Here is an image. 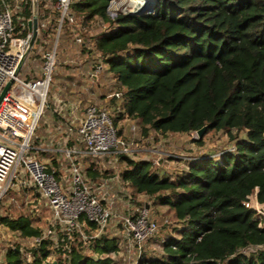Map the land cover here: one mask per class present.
<instances>
[{
	"label": "trees",
	"instance_id": "1",
	"mask_svg": "<svg viewBox=\"0 0 264 264\" xmlns=\"http://www.w3.org/2000/svg\"><path fill=\"white\" fill-rule=\"evenodd\" d=\"M112 1L73 0L71 6L82 22L100 19L110 29L96 38L95 49L120 83L119 116L138 121L144 136L206 126L205 134L225 132L235 143L220 158L191 162L175 180L161 177L148 161L125 157L122 180L169 206L174 223L183 226L165 239L161 257L139 264H264V226L244 205L253 193L264 204V0H154L113 19ZM42 6L39 0L40 27ZM31 18V0H24L14 14L16 29L24 26L28 35ZM52 31L41 27L40 35ZM2 222L24 238L41 235L25 216ZM62 236L57 258L50 260L43 240L30 251L32 262L16 247L6 264H116L110 256L116 246L103 237L89 246L101 255L92 258L82 242ZM252 247L258 249L246 254Z\"/></svg>",
	"mask_w": 264,
	"mask_h": 264
},
{
	"label": "rangeland",
	"instance_id": "2",
	"mask_svg": "<svg viewBox=\"0 0 264 264\" xmlns=\"http://www.w3.org/2000/svg\"><path fill=\"white\" fill-rule=\"evenodd\" d=\"M127 1L119 0L118 2L124 5ZM51 28H54V25ZM66 28L68 27H65L61 36H58L55 27L56 30L53 29L55 30V35L48 39H43L46 37L38 39L28 57L26 68L24 67L20 73L23 79L27 78L26 73L28 70H31V73H38V77H43L44 56L47 52L56 50V62L52 72L47 105L40 118L32 142V145L40 146L41 150L33 153V156L35 155L42 163L47 166L53 164L59 170V165L66 162L62 156H59L62 162L58 161L56 155H53L46 149L70 148L72 145H75L73 140L75 136H71L69 130L72 129L73 133L76 132L83 121L85 110L91 105L107 108L113 122H117L115 127L119 129L121 137L132 143L133 152L128 159L133 161H148L151 163L152 170L162 177L167 175L178 177L187 171L185 164H190L204 156L220 158L223 153L235 148L234 141L230 140L225 132L204 134L201 145L196 142L198 139L196 133L160 135L154 130H150L148 136H144L138 121L129 118L123 119L119 116L120 112L118 110L111 108L116 105L114 103V100H116L114 95L120 89L118 82L112 76H108L104 82V86L100 89L94 81L96 67L101 64L100 60L102 59L95 49V40L102 33L109 32L110 29L107 23L100 19L91 23H84L81 18H77L75 29L85 41L82 46L76 42L73 32L66 30ZM105 73L107 74V70L104 68L101 75ZM37 76L30 74L28 79L36 78ZM102 93L106 95L111 94L105 107L96 101L98 100L97 98L96 100L93 98L97 95L99 99H105L107 96L99 97ZM240 137L242 139L245 138V133L241 132ZM112 164L114 168H109L110 166L108 167V165L103 168V171L107 167L109 168L107 172H104L106 174L104 175V179H112L107 192V200L102 201L103 205L111 207L112 211L116 210L118 214L126 215L145 208V203H149L152 199L145 195L136 194L132 187L122 180V173L128 167L126 158L123 156H113L110 165ZM24 179L27 186L30 187L31 183L27 182V177H24ZM107 202H109V205ZM111 202H115L113 207L110 206ZM20 216L29 218L32 225L41 232L47 234L49 230L46 240L49 241V249L52 251L50 260L57 258L62 246L59 240L63 237V231L61 228L57 230L51 228L52 214L47 201L41 198L33 189L21 191L16 189V192L10 194L0 204V264H6L8 251L16 247L22 250L23 259L33 261L30 251L37 246L34 243V239L24 238L20 232L13 231L2 222V218L17 219ZM164 227L168 226H161L158 234L175 232L178 229V224L173 223L167 229H164ZM120 228L118 224L116 229ZM117 232L121 234V230H117ZM107 233L100 236V238H107L108 235L112 237L114 235L112 230ZM111 240L117 245L116 251L118 252L110 254L116 264H136L137 256H132V260L128 259L125 255V249L122 248L123 245H120L118 239L113 238ZM107 241L109 240L106 239L105 242ZM78 242L76 241L75 243L77 244ZM91 244H94V240L85 245L87 248L84 250V254L92 258L101 256L95 253L92 250L93 248L89 249ZM256 249L258 248L252 247L246 250V254H250L256 251ZM151 251H153L152 255H160L157 252L158 250L154 249Z\"/></svg>",
	"mask_w": 264,
	"mask_h": 264
},
{
	"label": "built area",
	"instance_id": "3",
	"mask_svg": "<svg viewBox=\"0 0 264 264\" xmlns=\"http://www.w3.org/2000/svg\"><path fill=\"white\" fill-rule=\"evenodd\" d=\"M15 1L16 6L12 8L8 0H0L2 4L0 10V95L7 83L12 81L0 103V204L20 185L28 187L22 179L25 173L29 176L35 192L49 205L52 214L51 228L55 230L61 228L69 242L76 245L75 242L79 241L87 245L103 236L111 221L116 218L122 224L125 237L124 247L128 259L132 260V256L140 259L147 241L158 232L161 226H170L174 221L170 218H164L161 223L152 220L146 208L141 209L136 216L115 215L112 209L104 206L95 195L81 165L75 158L85 154L99 161L109 156H131L132 143L121 137L107 108L97 105L87 107L85 117L78 127L79 141L84 146L83 150L77 146L62 151L70 162L69 191L64 188L56 169L48 168L33 156L35 150L39 151L32 145V141L47 105L52 72L56 62V50L47 52L44 56L43 77L35 80L21 78L20 72H17L29 42L30 33L26 35L24 26L17 30L14 25L16 8L24 0ZM72 1L57 0L60 12L57 34L61 36L65 27H68L66 30H71L76 42L82 46L85 41L75 29L77 17L72 10ZM153 1L146 0L140 4V10L147 8ZM121 5V2L112 1L109 9L112 19L119 13H134L137 8L132 5V0ZM100 63L96 67L94 77L104 71L102 59ZM114 97L120 99L122 95L118 92ZM244 205L256 212L257 219L264 226V204L259 202L257 194H251ZM48 235L49 230L47 234L41 232L40 236L33 238L34 243L37 246L40 245Z\"/></svg>",
	"mask_w": 264,
	"mask_h": 264
},
{
	"label": "crops",
	"instance_id": "4",
	"mask_svg": "<svg viewBox=\"0 0 264 264\" xmlns=\"http://www.w3.org/2000/svg\"><path fill=\"white\" fill-rule=\"evenodd\" d=\"M41 2L43 4V6H42L43 7L42 8L43 18L41 20V27L43 26L45 29H51V26L53 27V25H54V28L53 29H55V27L57 29V23H58V19H59V16H60V12H59L58 6H57V0H46V1H42L41 0ZM1 9H2V4L0 2V10ZM55 30H53L51 34H48L46 36V38H43L41 35H39V38L38 39H41V38L48 39L49 37H52L53 35H55ZM27 60L23 64V66H22V68L20 70V73L22 72V70H23L24 67L26 68V62H27ZM104 67H105V70H107V74L106 73L103 74V75L99 74V76L94 77V81H95L96 85H98V88H100V89H102V87L104 86V82L107 80L108 76H112V78H114L113 74L111 72H109L108 66L104 65ZM30 74L35 75V76L38 75V73H36V72L31 73V70H28L27 73H26V77H27L26 80H35V79L41 78V77H38L37 76L36 78L28 79V77H29ZM114 80L117 81L115 78H114ZM118 85L120 86V83L119 82H118ZM103 96H107V97L105 99H99L97 97V95H96V97H93V98H94V100H96V98H97L98 100H96V101L98 103H100L102 106L105 107V105H106V103L108 101V98L111 97V94L106 95L105 93L104 94L102 93V95H100L99 97L101 98ZM114 103L116 105L112 106L111 108H114V110H118L120 112L121 111L120 110V108H121V100H118L116 98V100H114ZM84 117H85V115H84ZM73 132L74 131L72 129L69 130V134L71 136H73V135L75 136L73 138V140L75 142V145H72L70 148H66L65 147V148H47L46 149L48 152L52 153L53 155H56L58 161H60L59 156H62V157L65 158L64 161H66V162L64 164H62V165H59V170L56 169L55 168V165H53V164H49L48 166L47 165L46 166L48 168H54V169H56L58 171V174H59V177H60V181L64 185V188L66 189V191H69L70 184H71V180H70L71 179V170H70V162L66 158V156L64 155V153L62 151H64L65 149H73V148H76L77 146H79V148L81 150H83V148H84V146L81 145V143L79 141L78 129L76 130L75 133H73ZM33 146L36 149H38L39 151L41 150L40 149V146H36V145H33ZM36 152H38V151L35 150L34 153H36ZM75 158H76L77 162L81 165V167H82V169L84 171V174L88 178V181H89L90 185L92 186V188L94 190L95 195L101 200V202L102 201H106L107 200V196H108V194H107L108 188H109V185L112 183V182L110 183V181H112V179L105 180L104 179V177H105L104 175H106V174L104 172H107L109 170V168H114L113 167L114 166L113 164L110 165V162L112 161L113 156L105 157V158H103V159H101L99 161L93 160L91 157H89V156H87L85 154L76 156ZM60 162H62V161H60ZM106 165H108V167L109 166L110 167L109 168L107 167V169H105V171H103V168H105ZM188 165L189 164H185L186 169H188ZM24 175H23V178L22 179L24 181H26L24 179V177H27V179H28L27 182L29 181L31 183L29 176L27 174H25V173H24ZM164 177L165 178H170L171 180H175L177 178V177H174V176H171L170 177L168 175L167 176H164ZM17 189H19L20 191L21 190H27V189L28 190H30V189L35 190L34 187H33V185H32V183H31V186L30 187L29 186L28 187H25L23 185H20ZM14 192H16V190H14L13 192H11L10 194H13ZM8 196L6 198H8ZM151 199L152 200L149 203H145V208L150 213V219L157 220L160 223L163 221L164 218H170L173 221H176L175 214H174L173 210H171V208L169 206L162 205L160 203V201H158V200H156L154 198H151ZM107 204L109 205V202H107ZM114 205H115V202H111L110 203V206L113 207ZM140 211L141 210H137L136 212H133L132 214H127V215L136 216V215L139 214ZM113 212H114L115 215H118V216L119 215H126V214H118V212H116V210L113 211ZM115 221H118V219L115 218L114 220H112L111 223H110V225H109V227L107 228V230L105 232V234H106L108 231H111L112 230V233H114V235H112V237H110L108 235L107 238L106 237H103V239H107V240L110 241V242L107 241V243H106L107 245L108 244H111L112 245V243L115 245V242L113 240H111V239L116 238V239H118V242L120 243V245L121 244L123 245V246L121 245L122 248L125 249V247H124L125 237H124L123 230H122V224L119 221L118 222H115ZM118 224L121 227L120 229H116L117 226H118ZM167 228H169V227H164V229H167ZM182 228H183L182 224L181 225L179 224L178 225V229L175 232H172V233L170 232L169 234H167L165 232L164 234H161V235L158 234V232H157L153 237H151L147 241V243L144 246V252H143L141 258L140 259H136L135 263L136 264H139V262L141 260H143V259H150V258H155V257H161L163 255V246L162 245H163L165 239L167 237L171 236V235L174 236V237H177L178 236V231H180ZM117 230H119V231L121 230V234L119 232H117ZM159 243H160V245H159ZM115 246H116V249H117V245H115ZM154 249L155 250H158L157 252L160 253L159 256L157 254H156L157 256L154 255V254L152 255V252L153 251H151V250H154ZM20 251H22V250H20ZM124 251H125V255L127 257L126 249ZM114 252H118V251L115 250Z\"/></svg>",
	"mask_w": 264,
	"mask_h": 264
},
{
	"label": "water",
	"instance_id": "5",
	"mask_svg": "<svg viewBox=\"0 0 264 264\" xmlns=\"http://www.w3.org/2000/svg\"><path fill=\"white\" fill-rule=\"evenodd\" d=\"M31 3H32V18L28 21V30L30 33V39H29L28 45L24 51V54H23V57H22V60H21V63H20V66H19L17 73L20 72L23 64L28 59L30 53L32 52V50H33V48H34V46H35V44L39 38L40 31H41L40 20H39V0H31ZM140 8H141V6L139 4H137V8H136V11L134 13L141 11L142 9L140 10ZM144 9L145 8H143V10ZM131 14H133V13H131ZM11 84H12V81L7 83V85L5 86L3 92L0 95V103L3 99V97L5 96V94L7 93V91L9 90ZM206 130H207V127L204 126L196 132L198 139H201L204 136V134L206 133ZM54 264H56V262H54Z\"/></svg>",
	"mask_w": 264,
	"mask_h": 264
},
{
	"label": "bare ground",
	"instance_id": "6",
	"mask_svg": "<svg viewBox=\"0 0 264 264\" xmlns=\"http://www.w3.org/2000/svg\"><path fill=\"white\" fill-rule=\"evenodd\" d=\"M146 0H132V5L137 6V3L142 4L143 2H145ZM154 2V1H153Z\"/></svg>",
	"mask_w": 264,
	"mask_h": 264
}]
</instances>
